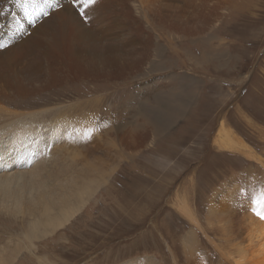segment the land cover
<instances>
[{"label":"rangeland","instance_id":"rangeland-1","mask_svg":"<svg viewBox=\"0 0 264 264\" xmlns=\"http://www.w3.org/2000/svg\"><path fill=\"white\" fill-rule=\"evenodd\" d=\"M154 2L159 20L170 12L181 20H210L183 38L157 25L153 52L146 58L150 63L144 60L141 75L108 82L100 108L79 110L75 125L58 127L56 135L46 130V138L22 146L27 151L19 161L33 164L7 167L10 177L27 176L19 183L12 179L17 184L8 188L10 210L0 204V264H235L232 256H243L246 264L245 254L232 255L221 240L222 227L214 218L220 188L233 192L236 182L238 187L247 182L240 177L232 182L233 177L264 170L258 164L264 155V0ZM135 16L142 20L141 13ZM38 20L26 22L34 26ZM81 86L87 90L70 88L61 101L98 93H92L91 84ZM116 132L142 139L118 153L123 139ZM18 146L11 142L10 153ZM37 161L43 167L34 178ZM95 163L103 166L98 168L102 174L93 177L99 178L96 188L72 217L52 233L26 239L30 215L43 206V198L36 190L17 197L16 190L39 178L53 190L58 182L52 176L62 167L73 166L79 176L82 167ZM244 200L247 204L250 197ZM236 218L229 217L234 227L249 221L247 212L246 221L237 218L236 223ZM259 243L262 247L264 238ZM245 245L248 240L239 247Z\"/></svg>","mask_w":264,"mask_h":264},{"label":"bare ground","instance_id":"bare-ground-1","mask_svg":"<svg viewBox=\"0 0 264 264\" xmlns=\"http://www.w3.org/2000/svg\"><path fill=\"white\" fill-rule=\"evenodd\" d=\"M130 1L132 2V0H97L96 4L85 10L86 17H82L78 11L81 5L73 8L70 0H61L62 7L59 10L48 9L50 15L41 16L36 24L31 26L26 22L17 0H0V45H4L0 47V157L3 158L0 160V173H3L0 176V192L4 195L0 204L4 206L5 211L10 210L8 188L11 182H14L12 179H18L16 182L19 183L20 177L27 176L24 173H17L10 177V169L7 167L10 164L14 168L33 164L31 161H19L23 153L27 151V149L22 151L23 145L46 138L48 136L46 130L56 135L60 131L58 127L75 125L79 110L100 108L106 100L105 92L102 90L109 88L108 82H114L113 85L121 84L126 79H135L141 75L144 60H147L146 58L153 52L157 25H159L158 28L179 32L183 38L187 32L197 30L210 20L206 18L181 20L179 16L171 12L168 13L170 15L160 17L161 20H159L154 13L156 8L154 0H133L135 3L133 7H130ZM144 3H147L145 8ZM183 5L185 4L181 6ZM228 7L230 5L225 6V8ZM139 13L142 14V20L135 16ZM33 21L34 17L31 19V22ZM146 24L149 25L147 31L142 30L143 25ZM20 25L24 27L23 32L17 31ZM168 25L169 27H166ZM155 67L156 65L151 66V71H154ZM86 84H91L92 93L98 92L96 96L67 95L74 102L61 101L59 97L61 93L70 88L87 90L86 86H81ZM44 93L49 95L46 97ZM89 118L93 121L92 116ZM115 135L123 139L119 143L118 153L121 152L122 146L133 147L142 139V137L138 138L139 134L126 135L116 132ZM116 136L113 138L115 139ZM11 142L19 146L10 153ZM227 144L230 145L229 141ZM57 152L55 150V155ZM103 157H106L105 154ZM262 159V162L258 159L257 161L258 164H263L261 167L264 169V155ZM100 160L103 161V159ZM53 161L59 163L57 157ZM40 162L42 161H37L33 168L34 178L39 176L43 167ZM100 167L103 168L98 163L86 165L82 167L79 176L74 174L73 166L62 167L60 173L58 171L52 176L53 180L58 182L57 188L53 190L46 189L44 183L46 185L47 183L44 178H39V182L17 188V197L36 190L43 198V206L30 215L32 220L26 225L28 230H26L25 238L29 240L40 238L66 223L75 209L82 205L90 192L96 188L94 183L98 182L99 178L93 179V177L102 174L98 172ZM250 171L252 172L248 171L246 177H241L245 176L243 173L244 175L238 174V177L232 176L231 179L235 182L239 177L244 178L247 181L246 185L242 186L240 183L241 186L238 187L236 182L233 192H226L229 188L225 185L218 190V193L222 192V194L218 197L219 206L216 209L219 215L215 213L214 219H217L218 226L222 227L220 229L222 239H220L227 241V244L231 246L232 255L245 254L246 264H249L248 256L252 258L251 264H264V244L260 247L259 243V239L264 238L262 237L264 222L256 223L261 219L256 213L264 212V204H253V201H259L264 195V170L256 173L254 169ZM58 176L61 177L60 180ZM63 179L65 182L62 181ZM27 196L31 200L30 195L27 194ZM245 197H250L247 204ZM226 212L228 216L226 214L224 216ZM245 212L249 221L244 219ZM233 215L248 223L243 224L241 228L234 227L235 224L233 225L229 219ZM239 219L235 222L237 223ZM212 226L210 223L209 228ZM208 240L211 241V239ZM247 240V246L239 247ZM232 257L230 258L235 264H242L243 256L236 257V260Z\"/></svg>","mask_w":264,"mask_h":264},{"label":"snow or ice","instance_id":"snow-or-ice-1","mask_svg":"<svg viewBox=\"0 0 264 264\" xmlns=\"http://www.w3.org/2000/svg\"><path fill=\"white\" fill-rule=\"evenodd\" d=\"M73 8H76L77 5H81L78 11L80 16L86 17L85 10L93 6L97 3V0H70ZM19 7L22 9L24 16L26 19L31 22L33 17L39 19L42 15L44 17H48L50 15L48 9H52L53 11L59 10L62 7L61 0H17ZM18 32H23L24 27L20 25L17 29ZM4 45H0L3 47ZM3 158L0 157V160ZM262 203L264 204V195L260 197L259 201H253V204ZM257 215L260 216L261 219H264V212H257Z\"/></svg>","mask_w":264,"mask_h":264}]
</instances>
